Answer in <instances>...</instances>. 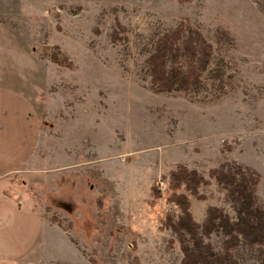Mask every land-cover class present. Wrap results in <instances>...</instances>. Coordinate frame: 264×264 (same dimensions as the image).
<instances>
[{"label":"rangeland","instance_id":"374dc122","mask_svg":"<svg viewBox=\"0 0 264 264\" xmlns=\"http://www.w3.org/2000/svg\"><path fill=\"white\" fill-rule=\"evenodd\" d=\"M181 21L212 58L156 90L147 59ZM0 135L11 161L36 145L3 194L23 255L0 264H181L184 209L214 251L260 264L264 243L207 218L239 220L211 175L226 162L257 173L264 217V0H0Z\"/></svg>","mask_w":264,"mask_h":264},{"label":"trees","instance_id":"16d2710c","mask_svg":"<svg viewBox=\"0 0 264 264\" xmlns=\"http://www.w3.org/2000/svg\"><path fill=\"white\" fill-rule=\"evenodd\" d=\"M211 44L200 31L181 21L173 30L162 34L155 42L154 51L147 61L152 83L156 90H187L193 87L212 58ZM178 183L186 184L190 188V180L186 178V170L182 167L171 174L178 175ZM216 181L227 189L230 200L235 204L239 214L237 222H228L227 214H222L215 208L210 209L207 223L215 224V217L226 221L228 233L232 234L229 241L239 242L240 237L249 244L264 243V217L254 213L250 208L249 199L252 197V185L257 183V173L241 164L226 162L211 170ZM197 182L203 181L197 175ZM182 220L188 223V228L182 229V234H189V238H181L183 258L181 264H232L228 260V252L218 253L213 247L197 235L196 225L189 219V212L184 209ZM173 227H177L174 225ZM232 247L235 244L231 245ZM264 264V255L260 260Z\"/></svg>","mask_w":264,"mask_h":264},{"label":"crops","instance_id":"0c3cea01","mask_svg":"<svg viewBox=\"0 0 264 264\" xmlns=\"http://www.w3.org/2000/svg\"><path fill=\"white\" fill-rule=\"evenodd\" d=\"M34 122L36 123V121ZM5 143L3 136L0 135V149H2L0 150V263L7 259L15 261L23 255L25 244L16 238L17 226L22 216V203L19 204V211L17 212V204L13 202L4 203L3 194L7 188L6 178L10 177L12 173L23 169L24 164L30 160L31 153L36 146L34 144L31 150L27 151L18 161H11L13 154L6 152ZM19 197H22V193Z\"/></svg>","mask_w":264,"mask_h":264}]
</instances>
